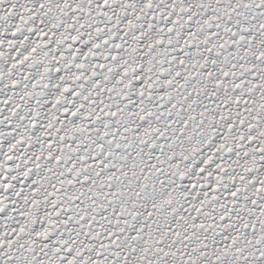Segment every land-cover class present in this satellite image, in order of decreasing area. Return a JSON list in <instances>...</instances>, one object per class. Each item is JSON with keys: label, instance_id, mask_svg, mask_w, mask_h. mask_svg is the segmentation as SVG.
Instances as JSON below:
<instances>
[{"label": "snow or ice", "instance_id": "obj_1", "mask_svg": "<svg viewBox=\"0 0 264 264\" xmlns=\"http://www.w3.org/2000/svg\"><path fill=\"white\" fill-rule=\"evenodd\" d=\"M0 264H264V0H0Z\"/></svg>", "mask_w": 264, "mask_h": 264}]
</instances>
